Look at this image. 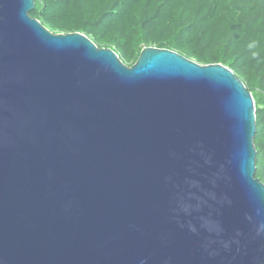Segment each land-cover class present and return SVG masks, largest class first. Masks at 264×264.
<instances>
[{
  "label": "water",
  "instance_id": "water-1",
  "mask_svg": "<svg viewBox=\"0 0 264 264\" xmlns=\"http://www.w3.org/2000/svg\"><path fill=\"white\" fill-rule=\"evenodd\" d=\"M0 0V264H264L255 103L154 47L128 67Z\"/></svg>",
  "mask_w": 264,
  "mask_h": 264
},
{
  "label": "trees",
  "instance_id": "trees-1",
  "mask_svg": "<svg viewBox=\"0 0 264 264\" xmlns=\"http://www.w3.org/2000/svg\"><path fill=\"white\" fill-rule=\"evenodd\" d=\"M53 34L80 33L128 67L147 47L221 64L255 103V178L264 184V0H34Z\"/></svg>",
  "mask_w": 264,
  "mask_h": 264
}]
</instances>
